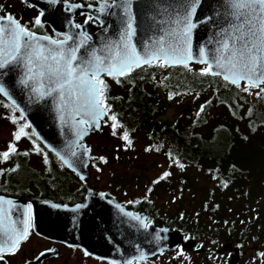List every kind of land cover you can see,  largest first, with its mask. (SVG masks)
Masks as SVG:
<instances>
[{
	"label": "snow or ice",
	"instance_id": "6c2138e0",
	"mask_svg": "<svg viewBox=\"0 0 264 264\" xmlns=\"http://www.w3.org/2000/svg\"><path fill=\"white\" fill-rule=\"evenodd\" d=\"M24 2L27 4L28 0ZM51 2L55 3V0ZM198 4L199 0H157L156 16L153 17L157 28L146 39L138 40L133 0H103L98 9L100 14L117 15V11H109L115 9L122 15L118 37L106 39L99 48L89 44L92 38L83 30L75 35L68 33L63 34L62 38H53L37 35L11 14L0 15V69L10 65L22 68L20 84L30 87L38 98L52 97L61 114L62 124L70 122V128L75 131L76 139L70 140L65 149L56 152L62 164L73 167V158L78 157L77 148L84 147L79 141L90 129L99 130L100 121L104 117L107 116L111 121L113 136L117 134V129L123 128L115 114L109 115L112 112L108 103L110 86L104 79L105 76L120 84L121 78L129 77L136 69L144 66H180L192 71L190 64L199 63L204 65L199 71L201 76L222 77L225 82L242 92L264 99V0H224L226 26L208 41L215 46L210 49L207 45H201L194 51L193 33L198 24L203 22L195 20ZM83 6L69 5L70 8ZM88 7L92 8V5L89 4ZM94 19L93 15L88 14L85 24ZM35 24L40 25L41 20L37 18ZM100 24L107 31L109 26H105L102 20ZM74 27L82 29L80 24H75ZM0 94L11 99L3 83H0ZM169 99H172L171 95ZM208 104H211L210 100L200 106L197 116ZM5 107L11 108L13 112L19 111V119H24L23 110L15 101ZM7 119L13 125L18 124L15 115ZM30 127L28 123L18 126L13 133V142L8 144L6 151L0 152V162H7L14 155H29L27 151L21 153L16 142L23 137L30 138L26 131ZM31 135L36 134L33 131ZM120 138L131 147L133 142L127 130L123 131ZM33 150L43 156L45 164L48 163L47 153L35 141ZM159 150L160 148H156V151ZM166 154L183 170L185 166L171 152ZM99 159L102 163L108 162L103 156ZM18 168L17 164L7 171L15 172ZM4 175L5 170L0 169V176ZM171 175V172L165 171L152 183L159 184ZM227 186L225 183L224 187ZM151 192L152 188H148L147 193ZM128 215L140 221L144 228L149 227L139 215ZM183 218L181 214V219ZM33 226L31 204L21 209L12 200L0 196V262L7 264V256H14L21 251V245L29 239ZM163 231L166 232L167 229ZM178 254L184 256L183 250ZM45 255L46 252H41L36 259ZM85 255L89 253L85 252ZM258 256L264 257V252L258 253ZM145 258V254L141 252L139 260L143 261ZM109 264L113 262L109 261ZM125 264L134 262L128 260Z\"/></svg>",
	"mask_w": 264,
	"mask_h": 264
},
{
	"label": "trees",
	"instance_id": "16d2710c",
	"mask_svg": "<svg viewBox=\"0 0 264 264\" xmlns=\"http://www.w3.org/2000/svg\"><path fill=\"white\" fill-rule=\"evenodd\" d=\"M190 68L192 71L183 67L146 66L121 78L120 84L104 77L107 83H113L108 91L112 109L109 115L115 114L123 125L121 135L127 130L133 143L140 142L144 150L152 148L146 152L161 157L170 168L179 171L164 181L166 187L179 186L183 197L188 191L198 192L194 217L184 215L178 224L170 227L181 230L197 246L222 239L240 248H247L253 242L256 246L257 226L262 225L257 218L264 216V210L254 204L264 198V172H257L261 169L258 157L257 160L241 157L239 153L242 148L245 152L264 142V99L251 98L220 78L201 76L202 66L190 65ZM177 98L175 106L180 111L176 118L172 122L161 120ZM185 99L190 100L181 106ZM209 100L211 104L197 116L200 106ZM30 137H26L29 143L35 141L55 163L49 161L47 174L50 176L42 177L43 174L22 162L28 156L17 155L22 160L21 180L42 184L52 182L57 169L69 172L35 136L30 134ZM253 141L257 144L253 145ZM168 152L185 166L183 170L173 163ZM144 264H153V261Z\"/></svg>",
	"mask_w": 264,
	"mask_h": 264
},
{
	"label": "water",
	"instance_id": "95a60500",
	"mask_svg": "<svg viewBox=\"0 0 264 264\" xmlns=\"http://www.w3.org/2000/svg\"><path fill=\"white\" fill-rule=\"evenodd\" d=\"M156 2L157 0H133V13L136 17V26L138 27V40L146 39L157 28V24L153 19L156 16ZM81 9L82 11L79 13L91 12L89 8ZM109 11H117V15H102L98 11V14L94 16L98 19L99 24L90 27L85 26V32L92 38L89 42L91 46L99 48L106 39L118 37L122 13L115 9H110ZM225 11L224 0H199L195 20L203 22L198 24L193 33L194 51L201 45H207L210 49L215 46L214 43H208V41L214 38L222 27L226 26ZM41 13H43L39 17L41 23L49 24L56 33H71L75 35L82 30L74 27L73 18L75 14L72 11L63 14L57 12L51 14L48 7H44ZM101 20L105 26H109L107 31L101 26ZM190 65L204 67V65L199 63H191ZM170 68L177 67H169L167 69ZM22 76L23 69L14 65L0 69V83L4 84L11 99L3 94H0V97L8 104L15 101L19 108L23 110L24 120L31 125L30 129L35 132L38 143L57 158L65 169L75 174L79 180L89 178L88 167L92 152L91 150L86 151V149H89L86 139L101 131L102 122L105 121L107 116L100 121L101 127L99 130L90 129L83 139L79 141L84 147L77 148L78 157L73 158V167H68L62 164L56 152L65 149L70 140L76 139L75 131L70 128V122L69 124H62L61 114L53 98H38L35 93L31 92L30 87L26 88L20 84ZM105 78L111 77L105 76ZM217 78L225 82L222 77ZM225 83L228 84L227 82ZM228 85L236 88L231 84ZM65 118L67 119V116ZM81 176L84 178L81 179ZM96 197L98 196L90 194L86 197L84 204L74 206L57 205L49 202L32 203L34 231L43 237L80 247L94 257L108 262L112 261L114 264H125L128 260L144 262L178 246L188 250L195 248V241L190 239L184 242L183 235L179 231L156 227L153 224H149L148 228H144L140 221L129 216L128 212L123 208L117 207V205L105 199V204L100 208L103 211L110 209L109 211L112 212V215L108 223L105 218L100 223L97 217L99 207L96 205ZM10 200L21 209L26 208V204L23 201ZM113 209L114 211L117 210V215ZM142 220L145 222L144 217ZM98 228L102 232L101 238L96 235ZM164 229H167V231H163ZM222 249L229 252L234 250L230 264H235L239 256V249H232L230 243L225 244ZM141 252L146 257L143 261L139 260ZM200 252V249L195 250L196 254Z\"/></svg>",
	"mask_w": 264,
	"mask_h": 264
},
{
	"label": "flooded vegetation",
	"instance_id": "af4514ba",
	"mask_svg": "<svg viewBox=\"0 0 264 264\" xmlns=\"http://www.w3.org/2000/svg\"><path fill=\"white\" fill-rule=\"evenodd\" d=\"M102 3L103 0H55V3L51 2V0H28V3L26 4L24 0H0V15L11 14L22 24L28 26L37 35H48L53 38H62L63 34L56 33L49 24H35V20L40 17L44 7H48L51 14H55V12L59 14L71 11L72 13L74 12L75 16L73 18V24L84 26L82 27V30L86 31L85 26L90 27L99 24L98 19H94L87 24H85V20L87 19L88 14L93 16L97 15L98 8ZM29 4L31 6H29ZM77 4L84 6L80 8L69 7V5ZM89 4L92 5V8L88 7ZM81 8H89L92 13H79L82 11ZM176 101H179V98L172 102L176 103ZM5 105H8V103L0 97L1 111H4L3 106ZM15 114L18 115V118L20 117L18 111L15 112ZM21 121L26 123L24 119ZM103 124L104 121L102 122V127ZM28 130L31 134V129L28 128ZM97 156H103L108 161V154L100 153ZM50 160L52 161V164L55 163L53 158ZM50 160L48 159V163L45 164L44 172L41 173L43 174L42 177H47V175L50 176L49 173L47 174ZM97 160H99L100 165L103 167V169L100 170L101 174L97 176H94L90 172L93 165V159L91 157L90 165L88 167L90 176L87 179L79 180L78 177L70 171L64 172L61 169H57L56 171L58 173H55L52 182L35 184V182L28 183V181L21 180L22 160L18 158L17 155H14L9 161L0 162V169L5 170V175L0 176V196L21 200L26 206L28 204L32 205V203L35 202H49L51 204L73 206L84 204L86 202V197L90 194H94L98 196L95 198V201L97 207H99L97 210V217L100 220V223L104 218L108 223L112 215V212L109 211L110 209L103 211L100 208L105 204V199L114 205H120L121 208L132 215H139L142 218L144 217V223L153 224L156 227H165L171 231L176 230L180 233L182 232L179 229L170 227L171 225L178 224L179 222L177 221L181 220V217H178L176 214L177 210L174 209L173 211H170L169 208L166 207V198H169L167 202L168 204H172L174 201L179 200L177 193L169 191L175 195L174 198L168 193L163 194V191L160 190L159 186H155L153 183L148 184L144 177L141 178L138 175H132L134 172L133 169L130 170V168H126V170L122 171V168H117V165H115L116 159L113 162L110 159V162H107L106 164L102 163L100 159ZM22 162H24L26 167L29 166L27 159ZM17 164L19 165V168L15 172L7 171L15 167ZM108 164L110 165L109 167H107ZM173 170L174 174L179 172L176 169ZM68 174H70L71 177H69ZM159 185H163L165 190H172L171 187H166L164 185V181L160 182ZM148 188H152L151 193H147ZM178 188L180 187L178 186ZM177 191L179 192V189H177ZM146 194L147 198H145ZM179 194L181 195L180 192ZM137 201H139V203H137ZM114 212L117 215V210ZM259 221H264V218H257V222ZM181 234L183 235V233ZM96 235L101 238L102 232L100 228H98ZM210 237L211 236H209V239ZM190 239L191 238L183 235L184 242ZM227 243L232 245V249H239V256L235 264H264V257L258 256V253L264 252V224L257 226L256 246H254L255 243L253 242L249 244L247 248H240L231 241L226 240L222 243H218L217 241L212 242L207 245L206 248H200L196 243L193 250L182 249L180 246L171 250L182 249L184 253H192L196 256V259H185L183 264H230L234 250H232V252L223 250L222 247ZM50 249H54L55 251H47ZM196 249H200L201 252L196 254ZM41 252H46V255L37 260L36 257H38ZM166 252H163L152 259H147L146 261L151 260L155 262ZM248 252L250 253L248 254ZM6 260L7 264H109L108 261L96 258L91 254L85 255V251L80 247L71 246L54 239L43 237L37 234L34 231V228L31 231L29 239L22 243L21 251L14 256H7ZM146 261L134 262V264H144ZM0 264H3V262H0ZM161 264L166 263L163 262Z\"/></svg>",
	"mask_w": 264,
	"mask_h": 264
},
{
	"label": "rangeland",
	"instance_id": "374dc122",
	"mask_svg": "<svg viewBox=\"0 0 264 264\" xmlns=\"http://www.w3.org/2000/svg\"><path fill=\"white\" fill-rule=\"evenodd\" d=\"M108 85L110 88L113 86L112 82H108ZM243 86V85H242ZM255 92V90H253ZM246 93V92H244ZM248 94V93H246ZM256 95H250L251 98H254ZM190 99H185L181 106L187 105V102ZM3 110H0V152L6 151L8 144L10 142H13V133L17 130L18 126L20 124H24L19 118L18 115L15 114V112L12 111V109L3 106ZM180 109H178L174 104H170L168 109L166 110V113L163 115V118L161 120H168L172 122L176 116L178 115V112ZM181 114V112H180ZM15 115L18 124L13 125L10 119H7V117ZM107 121V123H105ZM104 121L102 130L95 135L90 136L86 139V144L88 148L92 152V159H93V165L90 169V172L97 176L101 174V169L103 167L99 163V159L101 156H97L100 153L108 154V162H110V159L112 162L116 159L117 168H122L123 170H126V168H130V170H134L132 175H138L141 178H145L148 184H151L153 180L157 179L160 175H162L163 172L168 171L171 172L173 176L174 170L168 166L161 157L156 156L153 153H147L144 150L143 145L140 142L135 141V143H132L131 147L127 146L124 141L120 138V128L117 129V134L115 136L112 135V128H111V121L108 120V117ZM27 132H29L26 129ZM30 134V132H29ZM29 139V138H28ZM26 139V137H23L19 142L17 143L18 150L21 151H27L29 153L28 155V165L32 168L36 169L38 172L42 173L44 172V158L42 155L36 154L33 150V144L29 143ZM249 143V142H248ZM257 144V141H253V145ZM112 155V156H111ZM241 157H250L257 160L258 157V167L261 168L257 170V172H264V142H259L258 147H250L245 149H241V152L239 153ZM99 164V165H97ZM110 165L108 164L107 167ZM100 168V169H99ZM99 169V171L97 170ZM124 174V173H122ZM169 176V177H171ZM165 181V180H163ZM161 181V182H163ZM145 183V182H143ZM155 186H159L160 190L163 191V194H170L173 198L175 195L171 192L177 193V196H179V200L174 201L172 204H168L169 198H166V207L169 208L170 211H173L174 209L177 210V216L181 217V214L184 215H191L194 217L193 209L195 206L198 205V192L194 194H190L191 191H188L184 194V197L182 195V192L180 191L181 195L177 191L178 186L175 188L171 187L172 190H165L162 186L159 184H153ZM211 187V185H209ZM164 189V190H163ZM171 191V192H169ZM264 196V195H263ZM182 198H183V206H182ZM259 201L254 204V206H259L261 209L264 210V198L258 199ZM261 218H264L262 216ZM264 224V221H262V225ZM221 231H224V228H222ZM223 240V239H222ZM220 240L218 243H222L223 241ZM209 242H203L201 245L203 247L200 248H206L207 245H209ZM179 249L177 250H171L169 252H166L162 255V257L158 258L153 264H161L165 262L166 264H183L185 262V259H196V256L192 253H184V256H180ZM250 252H248L249 254ZM247 256V255H246Z\"/></svg>",
	"mask_w": 264,
	"mask_h": 264
},
{
	"label": "bare ground",
	"instance_id": "6f19581e",
	"mask_svg": "<svg viewBox=\"0 0 264 264\" xmlns=\"http://www.w3.org/2000/svg\"><path fill=\"white\" fill-rule=\"evenodd\" d=\"M163 118V117H162ZM74 206V205H73Z\"/></svg>",
	"mask_w": 264,
	"mask_h": 264
}]
</instances>
